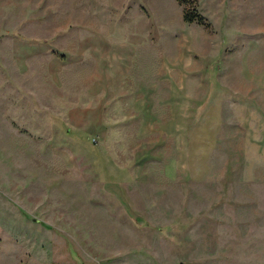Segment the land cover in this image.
<instances>
[{"label": "rangeland", "instance_id": "1", "mask_svg": "<svg viewBox=\"0 0 264 264\" xmlns=\"http://www.w3.org/2000/svg\"><path fill=\"white\" fill-rule=\"evenodd\" d=\"M181 10L0 0V264H264V0Z\"/></svg>", "mask_w": 264, "mask_h": 264}, {"label": "crops", "instance_id": "2", "mask_svg": "<svg viewBox=\"0 0 264 264\" xmlns=\"http://www.w3.org/2000/svg\"><path fill=\"white\" fill-rule=\"evenodd\" d=\"M201 1H204V0H200V2ZM221 5H223V4H221ZM201 14H202V17L205 19V16L203 15V13L201 12ZM207 18V17H206ZM207 22L209 23V25H211V22H210V20H209V18H207ZM210 27V26H209ZM211 28H212V26H211ZM212 42H209L208 43V45L207 46H198V45H196L195 46V48H194V51H195V53H199L200 54V58L203 60V61H206V63H209L210 61H211V59H213V55L212 54H210V53H208L207 51V49H210L211 47H212ZM219 50V49H218ZM219 52V51H218ZM208 56H210V57H208ZM227 61H229V59H227ZM199 62L197 61V60H194V61H187V58H186V60L184 59V60H182L181 58H180V71H177L178 73H177V77L181 80V79H185V81H187V84H189L190 83V80H187V79H193L194 81H197V80H200L201 78H203L204 77V74H205V70H206V66H205V64L203 65V64H198ZM228 63H230V62H228ZM238 70V69H237ZM252 70H255V69H252ZM257 71H259V69L257 70ZM241 73V71L240 70H238V72L236 73V75L235 76H237V78H238V76H239V74ZM179 88L181 89V88H183L184 89V87L186 86V85H184V86H181V83H179ZM184 92V91H183ZM186 93V92H185ZM185 97H186V95L184 96V98L182 99V101H184L185 100ZM171 125V124H170ZM171 127L173 128V127H175L174 126V123H172V125H171ZM161 135L163 136V137H168V133H167V131H166V129L164 128V127H162V132H161Z\"/></svg>", "mask_w": 264, "mask_h": 264}, {"label": "trees", "instance_id": "3", "mask_svg": "<svg viewBox=\"0 0 264 264\" xmlns=\"http://www.w3.org/2000/svg\"><path fill=\"white\" fill-rule=\"evenodd\" d=\"M198 1L199 0H175V2L182 7L181 17L184 23H194L196 25L203 26L208 29L210 26L209 23L201 16V14L197 10ZM117 188L118 185L116 184H108L107 186V189L109 191L119 194V189Z\"/></svg>", "mask_w": 264, "mask_h": 264}]
</instances>
